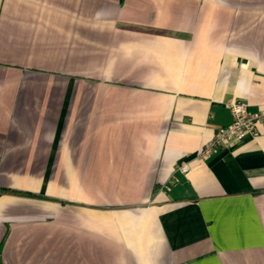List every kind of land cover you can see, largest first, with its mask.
I'll list each match as a JSON object with an SVG mask.
<instances>
[{
	"label": "crops",
	"instance_id": "crops-1",
	"mask_svg": "<svg viewBox=\"0 0 264 264\" xmlns=\"http://www.w3.org/2000/svg\"><path fill=\"white\" fill-rule=\"evenodd\" d=\"M264 0H0V264H264Z\"/></svg>",
	"mask_w": 264,
	"mask_h": 264
},
{
	"label": "built area",
	"instance_id": "built-area-1",
	"mask_svg": "<svg viewBox=\"0 0 264 264\" xmlns=\"http://www.w3.org/2000/svg\"><path fill=\"white\" fill-rule=\"evenodd\" d=\"M229 107L233 116L232 122L216 131L213 138L200 150V156H210L218 148L227 147L248 135L256 134L257 124L264 123V107L250 112L248 103L238 99L232 100Z\"/></svg>",
	"mask_w": 264,
	"mask_h": 264
}]
</instances>
